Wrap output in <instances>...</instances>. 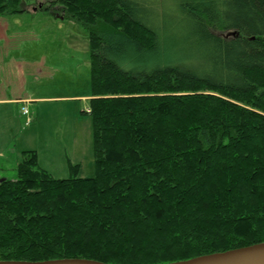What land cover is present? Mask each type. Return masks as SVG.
Listing matches in <instances>:
<instances>
[{"label":"trees","instance_id":"16d2710c","mask_svg":"<svg viewBox=\"0 0 264 264\" xmlns=\"http://www.w3.org/2000/svg\"><path fill=\"white\" fill-rule=\"evenodd\" d=\"M22 0H0L17 13ZM90 31L92 178L0 179V260L165 264L264 242V0H58Z\"/></svg>","mask_w":264,"mask_h":264},{"label":"rangeland","instance_id":"374dc122","mask_svg":"<svg viewBox=\"0 0 264 264\" xmlns=\"http://www.w3.org/2000/svg\"><path fill=\"white\" fill-rule=\"evenodd\" d=\"M19 6L24 10L0 12V98L20 102L0 110V147L20 144L27 136L23 129L36 127L26 123L20 108L27 105L34 111L37 104L40 125L57 130L64 141L74 140L66 148L81 163L78 176L92 178L97 170L89 112L90 31L66 16L58 0H22ZM56 167L55 177L72 175L65 158Z\"/></svg>","mask_w":264,"mask_h":264},{"label":"crops","instance_id":"0c3cea01","mask_svg":"<svg viewBox=\"0 0 264 264\" xmlns=\"http://www.w3.org/2000/svg\"><path fill=\"white\" fill-rule=\"evenodd\" d=\"M57 16V15H56ZM58 18H61L57 16ZM62 19V18H61ZM47 99L44 97L42 100ZM15 104L20 103L18 100L0 98V110L5 104ZM22 105L20 108V114L25 117L27 123L28 116L23 114ZM30 111V108H29ZM30 117L32 121L28 124H33L35 122L36 127L31 129H23L27 131V136L20 144H14L9 147H0V179L10 178L14 179L17 176L16 167L23 160V152L26 150H37L38 160L41 168L48 170L49 172H54L57 170L58 159H66V170L71 171L69 167L70 161L73 164H80V161L75 159L73 152L69 151L66 147H69L73 144L74 140L69 139L68 141L59 136L57 130L49 131V127H42L40 125L41 114L36 104V108L30 111ZM47 131V132H46ZM49 131V132H48ZM58 135V136H55ZM65 170V168H64ZM65 170V171H66ZM9 171V172H8ZM12 172V177L10 176ZM81 172V167H80ZM15 173V174H14Z\"/></svg>","mask_w":264,"mask_h":264},{"label":"water","instance_id":"95a60500","mask_svg":"<svg viewBox=\"0 0 264 264\" xmlns=\"http://www.w3.org/2000/svg\"><path fill=\"white\" fill-rule=\"evenodd\" d=\"M62 18V17H61ZM0 264H118L106 263L89 258H62L50 260H0ZM122 264V263H121ZM165 264H264V242L249 244L236 249L225 250L224 252H213L191 257L187 260L167 262Z\"/></svg>","mask_w":264,"mask_h":264},{"label":"built area","instance_id":"2783aa9c","mask_svg":"<svg viewBox=\"0 0 264 264\" xmlns=\"http://www.w3.org/2000/svg\"><path fill=\"white\" fill-rule=\"evenodd\" d=\"M22 112H23V114L28 116L27 123H30L32 121V118L30 117V114H29L30 111H29V108L27 107V105L22 107Z\"/></svg>","mask_w":264,"mask_h":264}]
</instances>
